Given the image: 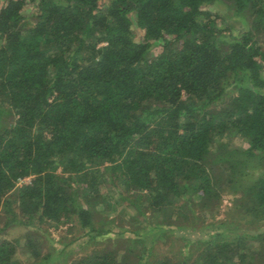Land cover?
Wrapping results in <instances>:
<instances>
[{"label":"trees","instance_id":"1","mask_svg":"<svg viewBox=\"0 0 264 264\" xmlns=\"http://www.w3.org/2000/svg\"><path fill=\"white\" fill-rule=\"evenodd\" d=\"M216 1L0 0V264H23L5 234L15 224L66 220L92 237L124 226L102 225L89 205L106 186L138 216L115 238L152 236L119 261L114 248L72 264H264L249 232L220 229L195 241V260L185 236L182 258L152 257L165 234L215 228L189 225V211L217 207L228 187L237 210L264 220V0H223L251 18L227 41ZM29 233V257L44 264Z\"/></svg>","mask_w":264,"mask_h":264},{"label":"rangeland","instance_id":"2","mask_svg":"<svg viewBox=\"0 0 264 264\" xmlns=\"http://www.w3.org/2000/svg\"><path fill=\"white\" fill-rule=\"evenodd\" d=\"M211 7L214 11L219 14V25L222 28H227L223 29V37L226 41L230 39L229 35L239 34L245 30L250 29L251 18L249 16V13H237L231 8H229L228 3L223 0L216 1L212 4ZM35 12L36 6L34 4H29L24 9V13L27 15L26 20L30 24L35 21ZM135 32L136 35L140 36V33L142 31L139 28H136ZM262 44L264 47V40H262ZM159 52L160 46L159 44H155L152 48L151 55L155 56L159 54ZM188 97L189 94L184 92L183 98ZM6 106L9 105L6 104ZM4 110L6 112L8 111L7 108ZM5 118H7L8 121H11L12 119H14V116L5 115ZM227 139L230 140V144L232 146L240 147L242 149L247 148L249 146L248 140L242 135H225L222 138V140ZM30 180L31 176H27L19 180L18 184H22L23 182H28ZM119 186V189H124L122 185ZM109 187L106 186L103 189V191L107 192L108 194L107 199L99 197L89 200V205L94 209L95 218L98 220V222H100V220L102 219V225H106L107 223L110 224V221L116 220L117 223H119L120 225H124L122 227L139 228V226H135V223L132 220V217H138L137 215H135L136 208L132 204L128 203L126 200L122 198L120 199L118 197V192H114L113 189V193H111V189ZM234 190L235 187H228L225 191H223V195L219 203L217 202V207L215 208L203 207L201 204L196 205V207H191L193 208L194 212H192V210L189 211L190 217L187 219V223L189 225H217L215 228H189L185 230L176 229L175 231L170 232L167 235H163L162 237L158 238L155 243V253L152 256L154 257L153 261L159 259H166L168 257L173 258V260H178L179 258H182L180 248L183 246V244H185L183 236L194 240V242L190 243V246L191 248H194L192 249V258L193 260H195V248L199 243H203L201 237L206 236L208 232L218 231L219 229L231 234L223 238L226 240L234 238V236L232 235L234 232L240 233V235L244 232H249V235H247V241H244L249 242L254 246L256 245V247H259L260 250L263 251L261 248L264 247V241L261 239V237H264V235L258 236V234L264 229V220H259L256 218V221H252L247 211L245 212L244 210H237L236 198L240 195V193L237 194ZM130 194H132L130 198H133L134 194ZM2 221L3 218H0V225L2 224ZM233 222V227L228 225V223ZM52 224L53 223L50 222H44L40 223L41 226L35 224L32 227L23 224H15L7 228V231L5 233L6 236L19 244L18 257L23 260V264H36V262H40V258H30L29 256L31 255V253H28V249H26V247L24 246L25 243H27L28 236L30 235L29 232H32V239L36 242V248L40 255H48L47 260L44 264H72L73 262L77 261L78 259L84 256L98 254L100 252H106L114 248H119L116 253V260L119 261L123 257V255H125L126 248L123 247L124 245L127 246L130 244L129 248H131V246H133L134 244H138L140 248L141 244L145 243L152 236V233L149 236L147 233L139 235L132 233V241L129 239H125V241L122 242L118 239L119 236L115 238L116 233L119 232L122 227L114 226V229L110 233L105 234L103 236L96 235L92 237L89 233L86 232V230L81 229L79 226L72 224L71 221L63 220L59 223L58 226ZM234 226L238 227V229H235L236 227ZM36 229L38 231H36ZM112 232V235L114 236L109 237L108 235H110ZM121 235H123V233ZM2 236L5 235L3 234ZM195 241L196 246L194 245ZM198 248L200 249V247ZM263 256L264 255H262V257ZM262 257L259 256L258 259L262 260Z\"/></svg>","mask_w":264,"mask_h":264},{"label":"built area","instance_id":"3","mask_svg":"<svg viewBox=\"0 0 264 264\" xmlns=\"http://www.w3.org/2000/svg\"><path fill=\"white\" fill-rule=\"evenodd\" d=\"M23 179V178H22Z\"/></svg>","mask_w":264,"mask_h":264}]
</instances>
